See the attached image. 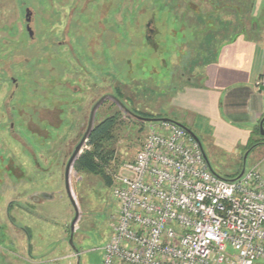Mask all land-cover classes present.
Instances as JSON below:
<instances>
[{"label":"rangeland","instance_id":"rangeland-1","mask_svg":"<svg viewBox=\"0 0 264 264\" xmlns=\"http://www.w3.org/2000/svg\"><path fill=\"white\" fill-rule=\"evenodd\" d=\"M169 1L25 0L34 11L35 37L31 39L25 10L22 19L14 0H9L10 10L0 18L7 15L10 25L23 21V45L15 56L24 62L26 87L33 89L26 88L24 93V156L13 141L20 138L16 129L8 124L0 131L4 143L0 144V264H77L76 250L81 253V264L101 262L100 249L116 223L118 205L112 192L116 171L135 159L150 125L158 122L140 121L111 99L98 108L96 122L116 111L121 112L122 122L115 128V159L105 166L109 181L79 170L76 159L80 154L69 170L79 213L74 222L76 250L68 242L76 210L66 187V166L87 129L94 103L104 94L120 91L122 101L136 114L169 117L186 125L171 103L189 82L205 77L207 66L189 67L192 56L188 52L195 50L188 44V33L204 31L201 22L195 25L197 15L209 10L212 0H173L177 2L173 13L166 8ZM222 6L218 8L221 15L228 17L229 9ZM172 14L181 17L178 26L172 25ZM201 120L197 117L195 124L205 130L208 124ZM190 122L186 126L199 135L214 172L231 177L240 168L255 167L264 177V135L256 128L242 151L233 154L213 146L211 129L197 134ZM43 124L52 128L46 126L44 133ZM250 139L257 143L251 151ZM88 149L86 141L83 150ZM6 156L24 159L18 184L11 172L16 162L11 159L7 164Z\"/></svg>","mask_w":264,"mask_h":264},{"label":"built area","instance_id":"built-area-1","mask_svg":"<svg viewBox=\"0 0 264 264\" xmlns=\"http://www.w3.org/2000/svg\"><path fill=\"white\" fill-rule=\"evenodd\" d=\"M115 176L116 223L99 264H264L257 168L225 178L184 127L161 121Z\"/></svg>","mask_w":264,"mask_h":264},{"label":"crops","instance_id":"crops-1","mask_svg":"<svg viewBox=\"0 0 264 264\" xmlns=\"http://www.w3.org/2000/svg\"><path fill=\"white\" fill-rule=\"evenodd\" d=\"M252 16L248 38L242 33L224 44L217 61L207 65L204 86H186L171 103L186 125L191 121L196 133L211 129L213 146L233 154L264 117V90L256 84L264 77V0H255ZM197 117L208 128L196 125Z\"/></svg>","mask_w":264,"mask_h":264},{"label":"trees","instance_id":"trees-1","mask_svg":"<svg viewBox=\"0 0 264 264\" xmlns=\"http://www.w3.org/2000/svg\"><path fill=\"white\" fill-rule=\"evenodd\" d=\"M219 1L220 0H212V7L197 15L198 23L196 20L195 25H198L201 22L204 31L200 33L194 29V31L191 32L190 30L188 33V36H191V40L188 44H192L190 46L195 50L194 52H188L192 56V58L188 59L190 69L198 63L205 67L216 62L224 44L234 41L242 33L248 38L247 35L251 33L249 27L251 28L255 25L256 21L252 16L255 0H228V3L224 4L218 3ZM176 3L173 0H170L166 8L173 13V10H176ZM222 5H225L229 9V12L227 11V13H229L228 17H223L220 13L218 8L223 7ZM169 18H171L172 25L174 26H178L181 21V17L176 14ZM195 41H199V45H193L192 42ZM204 81V77H201L198 83L189 82L187 85L202 87L204 86ZM118 93V96L121 99L120 91ZM138 113L144 116L157 117L143 112ZM121 118V112L116 111L115 113L106 116L100 124L91 130L87 141V146H89L90 149L86 151L83 150V153H81L76 159V166L79 170L99 174L102 178L108 179L109 181L105 166L109 165L112 160L115 159L116 150L113 146V142L115 141V128L122 122ZM255 128L261 135L260 126L257 125ZM251 137H253V135H251ZM263 137L264 136H262V138ZM250 141L251 143L253 142L252 139H250ZM256 144L257 143L255 142L249 144V151L252 150L250 147H254ZM241 170L242 168L231 175V177H224L234 179L240 174Z\"/></svg>","mask_w":264,"mask_h":264},{"label":"flooded vegetation","instance_id":"flooded-vegetation-1","mask_svg":"<svg viewBox=\"0 0 264 264\" xmlns=\"http://www.w3.org/2000/svg\"><path fill=\"white\" fill-rule=\"evenodd\" d=\"M14 2L15 3H14L13 7L17 8L18 13H19L18 15H19V17L21 16L22 19H23V14H24V10H25L26 30L29 34V37L31 39L34 38L35 32L31 26V23H32L33 18H34V11H32V9L29 7V5L26 4L25 0H14ZM11 8H12V6H11ZM8 10H10L9 0H2L1 4H0V16H2V13L4 14V12H7ZM16 22H17V24L10 25V23L7 19V15H5L3 20L0 18V131H2V129H4V128H5L4 130H6L8 127V124H9V126L11 127L12 130L16 129V132H14V133L20 137V138L14 137L13 141L16 144L20 145V148L21 147L24 148L25 142H24V138L22 136V134L25 133V130H24L25 122H24V116H23V114H24V93L26 91V88H28L27 91H32L33 88L31 89L30 87H26V80H25L26 79L25 78V71L26 70L24 68V62L21 61V58H16V56H15V52H20L22 49L21 47L23 45V39H24V34H25V28H24L23 21L22 20L21 21L16 20ZM19 23H20V25H19ZM69 48L71 49V47H69ZM26 61L28 63H30L29 65H32V63L29 62L28 58L26 59ZM52 89L53 88L51 86H50V89L48 88L49 93H50V91H52ZM107 94L113 95L116 98L107 97L100 104L97 105V107L95 108L94 114H93L91 130L104 120L105 117H103L102 119H100L96 122L95 118H96V112H97L98 108L107 99H111V100L115 101L122 109H124L121 105V103H123V102L118 95L113 94V93H107ZM104 95H106V94H104ZM99 99H101V97ZM99 99L94 103V105L99 101ZM94 105H93V107H94ZM124 106H126V105L124 104ZM93 107H92V109H93ZM126 108H128V107L126 106ZM92 109H91V113H92ZM91 113H90V118L88 121L87 129L89 127V123H90V119H91ZM46 126L47 125L43 124L41 127L42 132H44V133H47L44 130V129H47ZM48 126L52 128V126H50V125H48ZM91 130H90V132H91ZM90 132H89V134H90ZM88 137H89V135L87 136L86 141H88ZM36 142H38V143L40 142L38 138L36 139ZM0 144H4V143L0 142ZM82 150H83V147H82L79 154H81ZM21 153H22L21 156H24L22 148H21ZM14 157L15 156H11V158H9V157L7 158V156H6L5 162L7 163V161H9L11 159L16 162V165L13 166V167H15V170L11 171V172H15L16 176L14 179H16V181L15 180L14 181L18 184L19 177H21L24 174V159L22 158V159H16L15 160ZM9 164H11V163H9ZM2 166H3V163H2ZM71 166H72V164H71ZM8 169H9V166H8ZM65 176H66V170H65ZM21 204L24 206V203H21ZM74 233H75L74 223L72 221L71 227H70V234H69L68 242L76 250L77 247L73 242ZM76 252H77L76 253L77 264H81V262H82L81 253L78 252L77 250H76Z\"/></svg>","mask_w":264,"mask_h":264},{"label":"water","instance_id":"water-1","mask_svg":"<svg viewBox=\"0 0 264 264\" xmlns=\"http://www.w3.org/2000/svg\"><path fill=\"white\" fill-rule=\"evenodd\" d=\"M261 89L264 90V86H262ZM107 97L116 98L113 95L106 94L103 97H101V99H99V101L94 105V107L92 109V113H91V119H90L89 127L86 130V132H85L82 140L80 141V143L76 146V148H75L72 156L70 157V159L68 161L67 167H66V187H67V191L69 193L70 199H71V201H72V203H73V205L75 207V210H76V216H75V219L73 220V223L76 221L79 213H78V208L76 206L75 201L73 200V197H72V194H71V190H70V185H69V170H70L71 164L73 163V161L76 158V156L80 153V151H81V149H82V147L84 145V142L86 141L87 136L89 135V132H90L91 126H92V119H93V114H94L95 108L97 107L98 104H100ZM121 105L124 108V110L126 111V113H128L132 117H134V118H136V119H138L140 121H143V122L173 121V122L179 124L180 126L184 127L200 143V145L202 147V142H201L200 138L190 128H188L183 123H180V122H178V121H176V120H174L172 118H169V117H146V116H142V115L136 114L133 111H131L128 108H126V106H124L123 103H121ZM263 123H264V118L260 121V130H261V133L264 135V126H263ZM202 149H203V147H202ZM204 156H205V158H206L209 166L212 168V166L210 164V161L208 159V156L205 153H204ZM212 170H213V168H212ZM244 171H245V168L242 169V171L237 176V178L241 177L243 175Z\"/></svg>","mask_w":264,"mask_h":264}]
</instances>
